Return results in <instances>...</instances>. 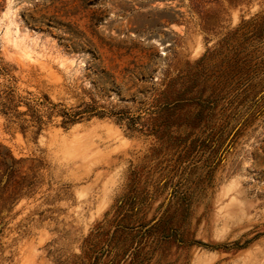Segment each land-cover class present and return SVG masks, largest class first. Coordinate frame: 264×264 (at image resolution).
I'll return each mask as SVG.
<instances>
[{
  "label": "rangeland",
  "instance_id": "374dc122",
  "mask_svg": "<svg viewBox=\"0 0 264 264\" xmlns=\"http://www.w3.org/2000/svg\"><path fill=\"white\" fill-rule=\"evenodd\" d=\"M0 66V264H264V0H0Z\"/></svg>",
  "mask_w": 264,
  "mask_h": 264
},
{
  "label": "trees",
  "instance_id": "16d2710c",
  "mask_svg": "<svg viewBox=\"0 0 264 264\" xmlns=\"http://www.w3.org/2000/svg\"><path fill=\"white\" fill-rule=\"evenodd\" d=\"M0 77L6 78L7 85L4 84L5 91L0 93V112L9 120L10 123H17L19 127L24 131L26 126L24 124L26 123L27 120L23 118V114L18 112L14 106L12 99L14 97L13 95V86H12V81L13 77L10 75L9 70L5 68L4 66H0ZM168 88H165L162 92V94L165 95V100H164V106L166 107H171V104L176 103L177 97L181 95L179 91L176 92V96L171 97L168 94ZM4 94V95H3ZM176 97V98H175ZM172 98V99H171ZM51 106H56V104H52ZM97 106L92 103V102H85L81 104L80 106H77L76 109H68V108H62L61 113L63 115V122L66 124H71L76 122L77 120L81 119L84 117L85 114L90 113V114H97V115H104V114H110L108 111L104 110H96ZM31 112L30 114V121L33 123L32 125L37 126L39 129L40 126L43 123V116L38 112V109H32L28 110ZM154 127V128H153ZM152 127L151 130L149 131H158L161 129L160 124H156Z\"/></svg>",
  "mask_w": 264,
  "mask_h": 264
},
{
  "label": "water",
  "instance_id": "95a60500",
  "mask_svg": "<svg viewBox=\"0 0 264 264\" xmlns=\"http://www.w3.org/2000/svg\"><path fill=\"white\" fill-rule=\"evenodd\" d=\"M0 228H1V226H0Z\"/></svg>",
  "mask_w": 264,
  "mask_h": 264
}]
</instances>
